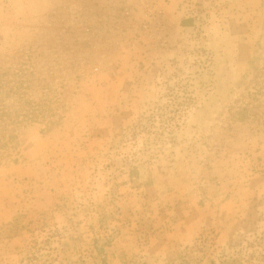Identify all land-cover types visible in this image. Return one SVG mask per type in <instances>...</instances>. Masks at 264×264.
Segmentation results:
<instances>
[{
	"label": "rangeland",
	"instance_id": "1",
	"mask_svg": "<svg viewBox=\"0 0 264 264\" xmlns=\"http://www.w3.org/2000/svg\"><path fill=\"white\" fill-rule=\"evenodd\" d=\"M3 75L0 264H264V0H0Z\"/></svg>",
	"mask_w": 264,
	"mask_h": 264
},
{
	"label": "trees",
	"instance_id": "2",
	"mask_svg": "<svg viewBox=\"0 0 264 264\" xmlns=\"http://www.w3.org/2000/svg\"><path fill=\"white\" fill-rule=\"evenodd\" d=\"M3 75L0 79V158L3 156V152L7 149L8 144L15 140V136L11 133L6 134L9 127L22 126L31 120H37L45 118L49 113L46 105L38 106L35 102H29L23 100L16 94L18 87H8V82ZM22 87V83L19 84V88ZM13 95H17V105H10V99ZM13 132V131H12Z\"/></svg>",
	"mask_w": 264,
	"mask_h": 264
}]
</instances>
